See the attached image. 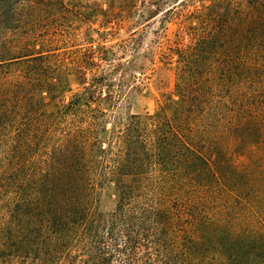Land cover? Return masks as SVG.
I'll return each mask as SVG.
<instances>
[{"label": "trees", "instance_id": "trees-1", "mask_svg": "<svg viewBox=\"0 0 264 264\" xmlns=\"http://www.w3.org/2000/svg\"><path fill=\"white\" fill-rule=\"evenodd\" d=\"M39 6L0 0V264H264V0L197 11L143 113L19 31Z\"/></svg>", "mask_w": 264, "mask_h": 264}, {"label": "rangeland", "instance_id": "rangeland-1", "mask_svg": "<svg viewBox=\"0 0 264 264\" xmlns=\"http://www.w3.org/2000/svg\"><path fill=\"white\" fill-rule=\"evenodd\" d=\"M37 1V13L15 19L19 31L24 34L34 26L37 48L48 40L47 48L60 53L65 66L93 61L95 70L108 74L116 88L124 83V109L143 113L154 112L173 92L178 64L174 52L192 44L194 14L213 0H63V7L62 0ZM62 103L56 99L51 109ZM111 206L109 202L107 208ZM263 230L257 226V235ZM257 240L260 253L262 241Z\"/></svg>", "mask_w": 264, "mask_h": 264}]
</instances>
